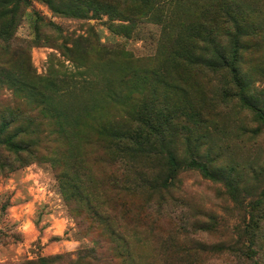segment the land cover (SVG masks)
Segmentation results:
<instances>
[{"label": "rangeland", "instance_id": "obj_1", "mask_svg": "<svg viewBox=\"0 0 264 264\" xmlns=\"http://www.w3.org/2000/svg\"><path fill=\"white\" fill-rule=\"evenodd\" d=\"M98 1L122 6L123 0ZM207 1L153 0L155 15L141 16L125 36L109 30L111 23L122 20L106 13L88 9L84 18H74L52 12L42 0H26L18 9L16 40L10 41L8 52L0 40V65L31 80L25 66L28 60L33 80L52 81L53 87H45L48 93L54 89L64 101L76 96L101 100L109 83L119 80L120 62L92 53L82 61H72L74 57L58 49L63 43L70 45L67 34H84L90 27L101 44L118 43L130 51L138 58L136 67L155 68L157 42L190 20ZM228 1L236 3L237 12L252 24L244 28L247 35L239 37L237 67L254 97L264 104V0ZM231 32L228 26L217 33L226 49ZM16 45L22 52L12 56ZM110 63L113 69L108 73L104 67ZM178 75L188 80L169 81L183 86L185 92L155 84L157 96L151 98H157L156 117L168 118L172 105L187 99L201 121L171 116L177 123L172 129L167 126L166 140L180 148L186 162L192 157L185 151L188 135L191 149L194 143L198 145L201 160L209 159L234 174L241 203L233 201L221 183L197 169L180 170L168 190H148L143 180L161 181L158 160L142 161L124 171L125 190L114 193L112 172L121 164L109 162L95 139L83 148L86 155L72 169L71 181L80 191L70 196L60 189L64 178L58 176L60 168L46 150H41L42 157L27 156L28 163H22L0 148V264L56 255L61 258L51 264H68L80 249L91 247L102 256V264H264V222H259L252 235L246 228L247 203L264 194V126L240 103L234 95L238 89L222 74L181 66ZM82 80H93V84ZM3 108L41 118L39 107L28 96L0 82V110ZM42 120V128L48 131L51 125ZM93 208L111 218L102 220L93 215ZM244 252L248 258L241 255Z\"/></svg>", "mask_w": 264, "mask_h": 264}, {"label": "trees", "instance_id": "obj_2", "mask_svg": "<svg viewBox=\"0 0 264 264\" xmlns=\"http://www.w3.org/2000/svg\"><path fill=\"white\" fill-rule=\"evenodd\" d=\"M26 0H0V40L5 42L4 48L8 52V44L15 41V31L18 23V9ZM48 8L57 14L74 18H84L88 9L108 14L110 17L122 20L111 23L108 27L112 33L125 35L133 30V25L141 16L155 15L153 0H123L122 6L105 3L98 0H42ZM236 3L228 0H209L200 5L192 13V18L180 22L178 28L170 30L164 38L157 42L154 58L157 67L140 69L135 66L136 59L133 54L120 47L118 43L103 45L98 42L92 28L87 27L84 34L69 33L70 45L61 44L58 49L70 57L72 61H82V57L90 53L100 58L106 56L112 60L117 58L122 63L119 80L111 81L105 89L101 100L76 96L64 101L60 93H48L45 87H53L51 80H33L30 63H25L27 73L31 80H26L7 66L0 65V82L23 92L30 103L39 107V114L47 121L51 128L45 131L42 128L43 120L39 117L24 113L20 109L3 108L0 110V148L11 152L15 157L25 163L27 156L33 159L43 156L41 150H46L49 159L60 168L58 176L64 178L60 182V189L68 195L79 193L78 186L71 181L74 176L73 167L80 163V157L86 155L83 150L87 145L94 144L105 151L109 162L121 164L112 172L114 179L111 188L114 193L125 190L124 171H131L134 164L158 160V170H161V181L143 180L148 190L156 188L169 189L174 185V179L183 169H197L204 177H208L226 187L228 195L237 203H241L239 193L240 185L234 174L213 162L201 160L198 145L190 146L189 136L186 135L187 151L192 157L185 162L181 157V150L167 142V126L175 125L170 118L185 117L187 121H201L200 114L193 113L191 103L185 99L184 103L172 105V114L166 119L156 117L154 104L157 98L156 83H163L168 87L185 92L181 85H172L169 80H188L179 76V68L199 67L214 73H220L234 88L238 89L234 95L240 103L249 108L254 118L264 126V104L254 97L248 88L245 78L237 67L239 57V37L244 34V28L252 27ZM230 26L233 33H228L229 48L226 49L217 38L218 30ZM21 48L16 45L12 56L21 53ZM107 67V68H106ZM104 69L110 73L113 64H105ZM177 76L178 78H175ZM92 83L93 80H82ZM45 83V86H44ZM171 84V85H168ZM55 94V95H53ZM148 94V95H147ZM149 97V101L147 100ZM189 105V107H187ZM109 109L112 110L110 113ZM197 115L199 119L197 118ZM196 116V120L193 117ZM87 118V119H85ZM90 118V119H89ZM39 120V121H38ZM89 120V123L87 122ZM164 124V125H163ZM185 130L187 126L181 125ZM174 126H171V129ZM188 143V144H187ZM83 150V151H82ZM28 163V162H27ZM75 172V171H74ZM145 176V173L143 174ZM122 181V182H121ZM247 203L248 220L246 228L253 230L259 222H264V194ZM93 215L105 220L109 214L93 208ZM114 234V232H113ZM116 236V234H114ZM117 237V236H116ZM77 257L68 264H102V256L96 248H83ZM248 258L247 252L241 254ZM54 257H38L36 260L26 259L21 264H51L60 259ZM250 259V258H249ZM253 264H261L254 262Z\"/></svg>", "mask_w": 264, "mask_h": 264}]
</instances>
